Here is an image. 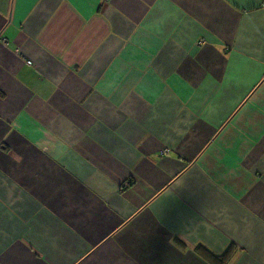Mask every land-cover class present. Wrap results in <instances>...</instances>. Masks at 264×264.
<instances>
[{
    "label": "crops",
    "instance_id": "0c3cea01",
    "mask_svg": "<svg viewBox=\"0 0 264 264\" xmlns=\"http://www.w3.org/2000/svg\"><path fill=\"white\" fill-rule=\"evenodd\" d=\"M0 264H264V1L0 0Z\"/></svg>",
    "mask_w": 264,
    "mask_h": 264
},
{
    "label": "built area",
    "instance_id": "2783aa9c",
    "mask_svg": "<svg viewBox=\"0 0 264 264\" xmlns=\"http://www.w3.org/2000/svg\"><path fill=\"white\" fill-rule=\"evenodd\" d=\"M264 1V0H263ZM27 63H30V61H27Z\"/></svg>",
    "mask_w": 264,
    "mask_h": 264
}]
</instances>
